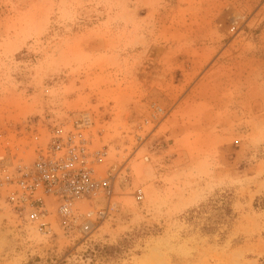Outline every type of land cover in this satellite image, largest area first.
I'll return each instance as SVG.
<instances>
[{"label": "rangeland", "instance_id": "rangeland-1", "mask_svg": "<svg viewBox=\"0 0 264 264\" xmlns=\"http://www.w3.org/2000/svg\"><path fill=\"white\" fill-rule=\"evenodd\" d=\"M87 113L114 208L44 234L0 186V264H264V0H0L5 176Z\"/></svg>", "mask_w": 264, "mask_h": 264}, {"label": "built area", "instance_id": "built-area-1", "mask_svg": "<svg viewBox=\"0 0 264 264\" xmlns=\"http://www.w3.org/2000/svg\"><path fill=\"white\" fill-rule=\"evenodd\" d=\"M161 113L157 109L154 117ZM94 127L89 113L69 123H54L48 140L37 148L36 160L18 163L15 176H5L9 162L0 158V186L8 188L6 203L20 221L51 234L49 219L54 217L63 233L88 237L108 218L116 182L111 175L99 176L107 152L94 147ZM143 199L140 189L137 200Z\"/></svg>", "mask_w": 264, "mask_h": 264}]
</instances>
